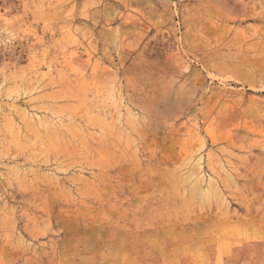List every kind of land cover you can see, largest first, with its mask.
Masks as SVG:
<instances>
[{
	"label": "rangeland",
	"instance_id": "rangeland-1",
	"mask_svg": "<svg viewBox=\"0 0 264 264\" xmlns=\"http://www.w3.org/2000/svg\"><path fill=\"white\" fill-rule=\"evenodd\" d=\"M0 264H264V0H0Z\"/></svg>",
	"mask_w": 264,
	"mask_h": 264
}]
</instances>
